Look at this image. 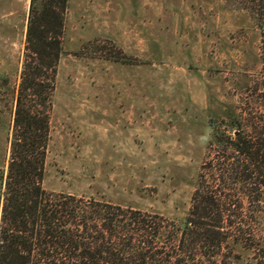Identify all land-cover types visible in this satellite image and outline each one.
<instances>
[{
    "label": "rangeland",
    "instance_id": "rangeland-1",
    "mask_svg": "<svg viewBox=\"0 0 264 264\" xmlns=\"http://www.w3.org/2000/svg\"><path fill=\"white\" fill-rule=\"evenodd\" d=\"M237 1L67 0L43 188L182 222L215 154L209 120L220 124L261 68ZM30 4L0 0V192ZM236 212L253 233V207ZM247 247L231 250L234 264L255 257Z\"/></svg>",
    "mask_w": 264,
    "mask_h": 264
},
{
    "label": "trees",
    "instance_id": "trees-1",
    "mask_svg": "<svg viewBox=\"0 0 264 264\" xmlns=\"http://www.w3.org/2000/svg\"><path fill=\"white\" fill-rule=\"evenodd\" d=\"M237 3L259 32L261 68L231 113L217 125L209 120L215 154L176 223L43 188L67 0H31L0 192V264H234L230 252L244 243L255 256L249 264H264V237L257 233L264 225V0ZM243 201L253 207V233L241 229L236 210Z\"/></svg>",
    "mask_w": 264,
    "mask_h": 264
}]
</instances>
